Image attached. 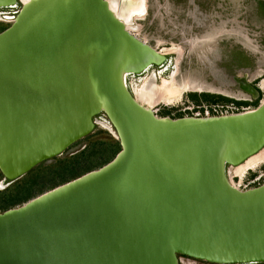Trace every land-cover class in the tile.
<instances>
[{
    "label": "water",
    "instance_id": "1",
    "mask_svg": "<svg viewBox=\"0 0 264 264\" xmlns=\"http://www.w3.org/2000/svg\"><path fill=\"white\" fill-rule=\"evenodd\" d=\"M13 6L0 30L2 182L62 153L98 114L119 149L1 210L0 264L264 262V182L239 189L226 171L264 145V99L228 115H156L126 77L169 53L107 0H0Z\"/></svg>",
    "mask_w": 264,
    "mask_h": 264
},
{
    "label": "rangeland",
    "instance_id": "2",
    "mask_svg": "<svg viewBox=\"0 0 264 264\" xmlns=\"http://www.w3.org/2000/svg\"><path fill=\"white\" fill-rule=\"evenodd\" d=\"M145 4V14L135 19L137 36L156 49L169 53L165 63L167 68L164 70L165 65L160 67L156 76L151 68L142 75L127 76L129 88L135 94L139 90H158L164 81H172L181 88L189 86L172 102L155 104L153 109L157 115L181 116V109L187 106L231 101L251 109L264 99V0H145ZM17 7H14L15 11ZM11 17L8 10L0 11V30L10 23ZM240 77L250 87L249 90L239 83ZM202 92L227 99L210 102L201 99ZM115 139L105 117L98 114L88 134L59 155L40 163L49 165L56 158L72 156L75 162L65 169L74 170L65 175L68 180L84 169L98 167L111 152V143ZM257 166L246 170L242 178L236 177L235 167L229 166L227 173L232 185L239 182L242 186H255L256 179L251 180L258 175L263 176L264 161ZM24 175L26 173L19 179ZM44 176L53 178L51 174ZM54 177L58 178V174ZM262 180L264 177L258 179L259 183ZM6 185L0 174V189ZM178 256L179 264H218L184 254Z\"/></svg>",
    "mask_w": 264,
    "mask_h": 264
},
{
    "label": "trees",
    "instance_id": "3",
    "mask_svg": "<svg viewBox=\"0 0 264 264\" xmlns=\"http://www.w3.org/2000/svg\"><path fill=\"white\" fill-rule=\"evenodd\" d=\"M193 95V94H192ZM201 99L215 102V100L219 99H227L220 95H214V94H207V93H201L200 95ZM196 99V98H195ZM256 100L253 102L255 103ZM118 141L117 139L112 140L111 143V152L108 153L106 158H104L101 162V164L105 163L109 159H111L116 151L119 149V144L117 145ZM108 148V147H107ZM106 148H104L105 150ZM109 149V148H108ZM111 154V155H110ZM54 157V156H53ZM72 156L63 157V158H56L53 163L44 164V163H38L34 168L29 169L28 173L24 175L22 178L14 179L11 182H8L6 186L0 189V211L11 207L19 202H23L30 198L35 193H40L56 184H59L63 181H66L65 175L71 174L74 172V170L65 171L67 169L68 164H72L75 161H73ZM100 164V165H101ZM90 168L84 169L80 171L79 174L89 170ZM65 171V172H64ZM64 172V174L62 173ZM24 173V174H25ZM1 174V172H0ZM29 174V175H28ZM45 174H51L53 178H49L44 176ZM58 174V178L54 177V175ZM76 174L73 177L79 175ZM28 175V176H27ZM2 176V175H1ZM27 176V177H25ZM68 177V176H67ZM72 177V178H73ZM49 181V182H48ZM47 182V183H46ZM44 187H47L46 189Z\"/></svg>",
    "mask_w": 264,
    "mask_h": 264
},
{
    "label": "bare ground",
    "instance_id": "4",
    "mask_svg": "<svg viewBox=\"0 0 264 264\" xmlns=\"http://www.w3.org/2000/svg\"><path fill=\"white\" fill-rule=\"evenodd\" d=\"M20 1H25V0H20ZM107 1L111 9L121 19H123L126 28L137 36L135 30L136 28L135 19L141 18L145 14V7H146L145 0H107ZM171 51H174V48H172ZM149 69L150 68H147V71ZM144 72L145 71H143L142 73ZM142 73L140 75H142ZM188 88H189L188 85H185L184 87L181 88L176 84H174L172 81H164V83L160 88H158V90L153 91V89H151V91L148 90L147 92H145L144 90H139L134 95L136 99H138L141 103L153 109L154 105L157 104L158 102H163V103L172 102L174 99L180 97L181 93L183 91L188 90ZM263 161H264V145L258 151L249 155L240 163L236 165H228V167L229 166L235 167L234 168L235 176L242 178L246 170L254 169L255 166H257L259 163Z\"/></svg>",
    "mask_w": 264,
    "mask_h": 264
},
{
    "label": "built area",
    "instance_id": "5",
    "mask_svg": "<svg viewBox=\"0 0 264 264\" xmlns=\"http://www.w3.org/2000/svg\"><path fill=\"white\" fill-rule=\"evenodd\" d=\"M249 109H250V107H248L247 105H243V104L236 102V101H233V102L231 101L230 103H225V104H218V103H212L211 104V103H209V104H200V105H195V106H190V107L187 106L185 108H182L181 112H183V115L212 116V115H228V114L246 111ZM153 112L156 114L155 109H153ZM263 177H264V174L262 177H260L258 175L257 177L252 179L251 182H253L256 179V181H254V182H256V185H258V184H260L258 179L259 178L262 179ZM230 182H231V180H230ZM262 182H264V180H262ZM236 184L237 185L235 187H237L239 189L248 188V187H246L247 184H245L244 186H242L241 183H239V182H237ZM249 187H251V186H249ZM179 257L180 256H178V261H179Z\"/></svg>",
    "mask_w": 264,
    "mask_h": 264
},
{
    "label": "flooded vegetation",
    "instance_id": "6",
    "mask_svg": "<svg viewBox=\"0 0 264 264\" xmlns=\"http://www.w3.org/2000/svg\"><path fill=\"white\" fill-rule=\"evenodd\" d=\"M2 10H8L9 16H12L14 14V12H15L14 6L13 7H3V8H0V11L1 12H2ZM167 60H168V57L166 58V60L161 65H152V66H150L148 68H151V70L153 69L154 76H156L158 74V71L157 70L160 69V67H163L165 65V63L167 62ZM166 66L167 65H165L164 70H166V68H167ZM159 73H162V71L159 70ZM152 76H153V74H152ZM253 263L255 264V263H261V262L225 263V264H253Z\"/></svg>",
    "mask_w": 264,
    "mask_h": 264
}]
</instances>
